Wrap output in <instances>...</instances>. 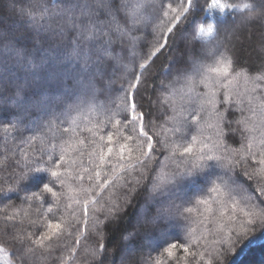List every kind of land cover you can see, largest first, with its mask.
<instances>
[{
  "label": "snow or ice",
  "instance_id": "6c2138e0",
  "mask_svg": "<svg viewBox=\"0 0 264 264\" xmlns=\"http://www.w3.org/2000/svg\"><path fill=\"white\" fill-rule=\"evenodd\" d=\"M88 7L82 6L81 15L87 17L86 39L93 40L95 22ZM122 7L133 9L129 13L131 27L125 29L117 24L115 28L121 43L128 40L131 59L127 63L124 56L114 54L115 41L111 38H100L92 48L77 45L69 53L82 61L84 71L90 65L96 66L86 86L88 107L90 111L99 108L105 113V118L93 127L81 129L92 137L88 141V166L81 150L85 140L78 138V117H71L72 111L82 112L79 103L69 105L68 111L61 113L70 121L61 133L69 134L68 140L60 138L57 143L58 137L53 134L49 138L47 133L32 136L31 151H22L19 158L14 154L0 160V171L8 173L4 182L9 185L7 191L0 190V199L11 200L14 196L29 209L35 205L39 214L30 218L27 210L22 215L17 213L21 223L28 220V226L20 230H16V217L5 215V224L13 230H5L3 235L18 246L19 264H35L38 252L41 259H46L45 253L58 249L67 251L66 256L60 257V264H77L81 242L88 238L85 233L89 219L99 241L84 249L86 257L91 258L89 264H115L109 259L100 226L116 220L123 211L111 196L110 190L117 187L124 190V206H131L132 198L140 191L147 193L135 222L121 233L119 264H137L136 255L150 247L143 241L157 232L163 239L162 252L150 264H181V260L188 264L189 257L195 264H220L224 250L231 248L234 238L257 226L264 229V96L252 95L264 84V69L253 76L235 68L240 56L233 51L231 41L222 37L224 13L234 5L226 0H125ZM235 7L245 10L242 23L257 17L264 20V6L258 9L243 3ZM145 9L151 11V16L143 15ZM0 12L27 16L36 23L33 10L17 12L15 0H0ZM150 19L159 22L152 28L153 38L147 51L138 53L136 27L147 26ZM68 25L81 34L80 25L71 18L58 26L59 32L62 34ZM46 30H53V25H46ZM197 44L198 48L194 46ZM161 56L168 59L163 75L173 77L164 87L180 100L179 105L162 101L173 113L169 117L172 127L165 129L163 136L143 104L153 65ZM109 61L122 70L124 84L113 106L105 107L94 101L97 84L104 80L103 68ZM240 80L248 86L247 111L251 115L245 114L243 94L233 92V85ZM112 83L108 81L106 91ZM152 87L155 90L154 84ZM22 92V87L17 86L15 96L23 99ZM233 95L241 113L235 120L238 128L232 127L233 121L221 108L232 103ZM148 100L151 102L150 96ZM63 123L60 115L54 114L44 127L52 132ZM109 127L114 131L101 134ZM237 132L242 143L239 148L231 147L228 140ZM239 168L255 181L258 196L238 181ZM20 193H24L23 197ZM105 193L109 195L105 197ZM77 208L82 210V224ZM179 221L185 222L183 239L169 241L170 233L164 226L172 227ZM34 226L35 231L30 230ZM73 237L69 244L67 239ZM181 250L183 257L177 255ZM5 251L0 244V253ZM139 264L148 262L141 260Z\"/></svg>",
  "mask_w": 264,
  "mask_h": 264
},
{
  "label": "trees",
  "instance_id": "16d2710c",
  "mask_svg": "<svg viewBox=\"0 0 264 264\" xmlns=\"http://www.w3.org/2000/svg\"><path fill=\"white\" fill-rule=\"evenodd\" d=\"M134 2L135 0H132V3ZM226 2L234 5V7L224 13L222 37L231 41L233 51L240 56V61L235 65V68L237 71L242 70L253 76L259 75L261 74L259 70L264 69V20L257 17L247 23H242L241 17L245 10L235 6L250 3L259 9L264 6V0H226ZM124 3L125 0H15L17 12L20 9L34 11L35 25L32 18L27 16L22 18L18 15H9L7 12H0V89H2L0 90V160H3L5 156L11 157L14 154L19 158L22 151H31L29 145L33 143L30 139L32 136L47 133L49 138L55 134L58 137L57 143L60 138L68 140L69 134L61 136V133L63 128L69 127L70 121L61 113L68 111L69 105L79 103L82 112L72 111L71 117H78V138L85 140V145L81 146V150L85 153L83 159L85 165L88 166V152L91 151V145L88 141L92 137L89 132L81 131V129L93 127L98 121L105 118V113L99 108L90 111L88 107L89 96L86 94V86L91 82V76L95 73L96 66L90 65L88 70L84 71L82 61L70 57L69 53L77 45L92 48L99 42L100 38L104 40L111 38L115 41L112 45L115 50L114 54L119 53L124 56V61L127 63L131 59L128 40L125 38L121 43L117 39L119 34L115 31L117 24L125 29L131 27L129 13L133 9L132 7H122ZM105 4L109 7H104ZM45 5L47 6L46 11H44ZM84 5L89 6L87 11L92 14V19L95 22L92 25L95 36L93 40L86 39L87 33L84 31V25L87 24V17L81 15V9ZM143 15L151 16V11L145 9ZM215 15L219 19L220 13L217 12ZM69 18L80 25L81 34H78L71 25L66 26L62 34L59 32L58 26L64 24ZM205 19L210 18L206 16ZM158 22V20L150 19L147 26L137 25L135 36L138 37L136 43L138 53L147 51L153 38L152 28ZM48 24L53 25V30H46ZM194 46L199 47L198 44ZM30 61L31 63H29ZM167 65L166 56H161L153 65L152 78L149 80L148 91L143 101L145 111L152 113L150 119L154 121L156 130H159L162 136L165 129L172 127L169 117L173 114L168 104L162 103V101L168 100L169 103L180 104L179 97L171 96L170 90L164 87L169 80L173 79L171 76L165 77L163 75ZM103 72L104 80L97 84L98 91L94 103L111 107L113 106L112 102L122 94L121 88L124 84L121 79L122 70L109 61L104 66ZM65 73H67V77H65ZM108 81H114V83H112L111 89L106 91ZM162 81L164 82L163 85L161 84ZM79 82L80 88L78 87ZM153 84L155 90H153ZM17 86L23 89V99H18L15 96ZM233 92L243 94L241 97L243 107L248 109V100H246L248 93H246L243 80L233 85ZM262 92H264V84L261 85L259 93H256L255 96H264ZM149 96L151 102L148 100ZM236 98L233 95L231 104L221 105V108L227 112V118L233 121V128H238L235 120L241 115L236 107ZM29 108L33 110H29ZM54 114L60 115V119L64 123L60 124L58 129L49 132L44 125L53 118ZM245 114L251 115L247 110ZM256 118L259 120L258 108ZM107 131L114 130L109 127L103 129L101 134L106 135ZM168 135L170 136L171 132ZM228 143L231 147L239 148L242 143L239 132L231 136ZM35 148L38 152L39 140L35 142ZM242 172V168L237 169L238 181L247 187L253 195L258 196L255 181L249 180ZM7 175V172L0 171V190L7 191L9 187L8 183L4 182V177ZM110 192L112 199L122 205L123 211L116 220L101 225L100 230L104 233L109 250V259L115 264H119L121 233L125 227L135 222L147 193L140 191L132 198L131 206H124V190L117 187L111 189ZM23 195L24 193H20L21 197ZM108 195L109 193H105V197ZM24 210L29 212L30 218H36L39 215L35 212V205L29 209L26 204H22V201L14 196L11 200L0 199V244L5 247L6 251L3 253L8 258L5 259L0 256V264H9L10 261L11 264H19L18 246L11 241L10 237L3 235V232L13 230L5 224V215L16 217L14 221L18 225L16 230L28 226L27 219L21 223L20 217L16 215L17 213L22 215ZM76 211L80 215L82 224V210L77 208ZM89 216H92L91 208ZM184 223L179 221L172 227L164 226L165 230L170 233L167 237L169 241L175 238L183 239ZM92 226L93 221L89 219L88 231L85 233L88 238L81 242L77 254V264H89L91 258L86 257L84 249L94 247L99 242L97 235L92 232ZM30 230L35 231V226ZM160 236L161 233L157 232L154 237L143 241L145 245H150V247H145L136 255L137 264L141 260L150 264L162 252L163 239H160ZM72 239L74 237L68 238L67 242L71 244ZM152 248L157 250L153 251ZM44 255L47 258L41 259L38 252L35 264H60V257L66 256L67 251L58 249ZM177 255L183 257L182 250ZM166 264H174V262L166 261ZM181 264H184L183 260H181ZM188 264H195V260L189 257ZM220 264H264V229L257 226L246 235L234 238L231 248L224 250Z\"/></svg>",
  "mask_w": 264,
  "mask_h": 264
},
{
  "label": "rangeland",
  "instance_id": "374dc122",
  "mask_svg": "<svg viewBox=\"0 0 264 264\" xmlns=\"http://www.w3.org/2000/svg\"><path fill=\"white\" fill-rule=\"evenodd\" d=\"M63 69V68H62ZM39 70V72H40V69H38ZM32 71V70H31ZM41 71H42V69H41ZM32 74V73H31ZM34 75V74H33ZM65 75V77H67V73H65L64 74ZM246 86V85H245ZM78 87L80 88L81 87V85H80V82L78 83ZM248 86H246V88H247ZM78 88V89H79ZM56 89L58 90V87H56ZM83 92V91H82ZM256 93H259V90L256 92ZM256 93H253L252 95H255ZM263 93V95H264V92H262ZM246 100H248V95H247V99ZM29 110H33V109H31V108H29ZM247 109H245V111H246ZM43 112V111H42ZM0 256L1 257H3V258H5V259H8L7 258V255L5 254V253H0Z\"/></svg>",
  "mask_w": 264,
  "mask_h": 264
}]
</instances>
